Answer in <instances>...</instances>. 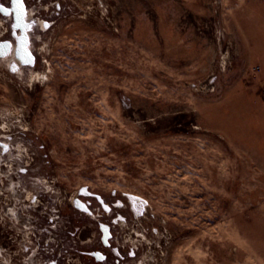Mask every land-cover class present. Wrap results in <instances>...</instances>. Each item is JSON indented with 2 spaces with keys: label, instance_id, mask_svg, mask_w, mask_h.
<instances>
[{
  "label": "rangeland",
  "instance_id": "obj_1",
  "mask_svg": "<svg viewBox=\"0 0 264 264\" xmlns=\"http://www.w3.org/2000/svg\"><path fill=\"white\" fill-rule=\"evenodd\" d=\"M1 5L0 264H264V0Z\"/></svg>",
  "mask_w": 264,
  "mask_h": 264
},
{
  "label": "flooded vegetation",
  "instance_id": "obj_2",
  "mask_svg": "<svg viewBox=\"0 0 264 264\" xmlns=\"http://www.w3.org/2000/svg\"><path fill=\"white\" fill-rule=\"evenodd\" d=\"M3 8L7 9L8 10V15H11V10L10 8L4 6V5H1ZM22 22H25V17L23 18ZM9 44L11 42H4L3 44ZM2 57V55H0ZM102 224V223H100ZM106 224H104V229H101L103 231V237H101V244L103 246V248H100V249H94V250H85L83 251V254L89 256V257H92L96 262H100V263H103V264H109V261H113V264H122V262L124 260H126V256L123 254V251H124V246L122 245H114V247L112 246V242L111 240H113V233H112V230H111V226H109V228H106L105 226ZM101 234V235H102ZM141 237V236H140ZM138 241V240H137ZM115 243V241H114ZM134 243V242H133ZM109 250V251H108ZM132 252H135L134 248L132 250ZM129 254V252H127ZM129 256H132L131 254H129ZM135 256V254H134ZM50 264H58V260L56 261H53L51 260L50 261Z\"/></svg>",
  "mask_w": 264,
  "mask_h": 264
},
{
  "label": "bare ground",
  "instance_id": "obj_3",
  "mask_svg": "<svg viewBox=\"0 0 264 264\" xmlns=\"http://www.w3.org/2000/svg\"><path fill=\"white\" fill-rule=\"evenodd\" d=\"M14 8H15L14 9L15 10V15H16V18H17L18 11H17V8H16L15 5H14ZM22 15L20 16V19L19 20L17 19V21H18L19 24L22 23V20L24 18V15L23 16ZM26 24H27V22H26ZM25 32H26V30H25ZM28 35H29L28 32L26 34L23 33V35L18 38V46L13 45L12 42H11L8 45H6L3 49L0 48V55H2V57H4V58H9V57H11L12 54H14L17 57L21 58L23 61H25V60H31L32 58L30 57V53H29L30 43H29ZM10 46L11 47L13 46V50L8 51L9 50L8 48ZM11 188H12V190L15 189V184H12L11 185ZM130 201H131L132 210L136 214H138L140 212V210L142 209V207H143L142 204H141V202H139L133 196L131 197V200ZM140 236L143 237L145 240L148 239L145 233L140 234L139 237Z\"/></svg>",
  "mask_w": 264,
  "mask_h": 264
},
{
  "label": "snow or ice",
  "instance_id": "obj_4",
  "mask_svg": "<svg viewBox=\"0 0 264 264\" xmlns=\"http://www.w3.org/2000/svg\"><path fill=\"white\" fill-rule=\"evenodd\" d=\"M13 3H14V5L17 8V11H18L17 19L19 20L20 19V16L22 15L23 0H13ZM0 12L8 13V10L5 9V8H3L2 6H0ZM8 14H10V13H8ZM16 27H20V24L18 23L16 25Z\"/></svg>",
  "mask_w": 264,
  "mask_h": 264
}]
</instances>
